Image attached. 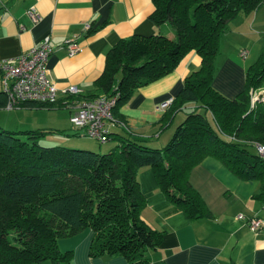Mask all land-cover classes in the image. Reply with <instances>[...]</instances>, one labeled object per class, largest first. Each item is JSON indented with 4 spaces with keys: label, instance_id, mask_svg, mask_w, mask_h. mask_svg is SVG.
<instances>
[{
    "label": "trees",
    "instance_id": "16d2710c",
    "mask_svg": "<svg viewBox=\"0 0 264 264\" xmlns=\"http://www.w3.org/2000/svg\"><path fill=\"white\" fill-rule=\"evenodd\" d=\"M151 2L150 19L158 27L169 23L173 34H133L119 40L106 54L95 90L75 98L115 97V119L137 88L168 74L194 52L201 63L184 78L161 126L178 112L183 119L160 148L116 136V144L105 152L40 144L48 133L59 131L0 127V264H69L72 252L61 251L57 240L85 228L93 231L91 256L120 255L127 264H150L163 231L140 216L145 205L137 179L141 168L153 171L171 203L167 213L182 211L193 220L211 215L189 181L191 169L205 157L219 160L241 179L259 180L264 197V160L250 150L255 142H264V101L251 105L249 95L250 89L264 88V54L248 66L243 90L235 97L212 85L228 23L264 0ZM95 31L90 28L86 34ZM7 102L0 91V108ZM113 134L108 133V140Z\"/></svg>",
    "mask_w": 264,
    "mask_h": 264
},
{
    "label": "crops",
    "instance_id": "0c3cea01",
    "mask_svg": "<svg viewBox=\"0 0 264 264\" xmlns=\"http://www.w3.org/2000/svg\"><path fill=\"white\" fill-rule=\"evenodd\" d=\"M29 9L39 15L37 22L27 14ZM153 10L151 0H0V60L16 58L49 35L53 51L46 63L48 77L59 89L75 86L83 95L95 90L94 82L104 69L106 54L119 40L133 34H173L167 23L159 27L153 23L149 17ZM86 22L96 29L91 35L83 29ZM71 39L81 46L73 55L67 49ZM261 54L264 4L228 23L220 40L213 87L226 97H235L243 90L248 66ZM200 63L199 55L190 52L174 70L137 88L108 124L114 139L99 148H112L116 136L139 138L155 148L165 145L176 127L174 123L181 118L176 120L178 112L162 127L166 111L157 110L156 105L173 100L184 78ZM66 99L67 95L60 94L57 104L50 107L0 108V127L11 131H63L48 133L49 140L66 146H86L83 136L76 137L80 136L79 129L70 122L72 110L65 105ZM73 140L75 143H66ZM137 179L145 199L140 216L153 229L163 231L150 264H264V229L254 234L245 220L237 218L239 214H257L264 220L259 180L241 179L219 160L205 157L191 169L189 181L211 215L193 220L182 211L167 213L171 203L150 168H141ZM92 237L93 231L85 228L59 238L57 245L61 251L72 252L69 264H127L120 255L91 256Z\"/></svg>",
    "mask_w": 264,
    "mask_h": 264
},
{
    "label": "built area",
    "instance_id": "2783aa9c",
    "mask_svg": "<svg viewBox=\"0 0 264 264\" xmlns=\"http://www.w3.org/2000/svg\"><path fill=\"white\" fill-rule=\"evenodd\" d=\"M27 14L33 22L39 20V15L34 9H29ZM90 28L91 25L88 22L83 25L86 32ZM67 47L70 55L81 50V46L74 39L67 42ZM52 51L50 36L45 35L38 45L19 54L16 58L0 60V82L8 99L6 108L20 107L25 103L54 106L60 94L67 95L65 105L72 110L71 124L76 128L84 129L88 137L101 143L106 142L109 133L108 124L115 120L111 110L115 97L100 95L94 99L82 100L75 98L81 92L75 86L59 89L47 74L46 63ZM254 93L257 94L256 91ZM261 99H264V92H259L253 102ZM171 102L172 99L163 101L156 105V109L166 110ZM254 148L264 160V142H255ZM237 218L245 220L249 230L254 234L264 229V220L257 214L249 217L239 214Z\"/></svg>",
    "mask_w": 264,
    "mask_h": 264
},
{
    "label": "rangeland",
    "instance_id": "374dc122",
    "mask_svg": "<svg viewBox=\"0 0 264 264\" xmlns=\"http://www.w3.org/2000/svg\"><path fill=\"white\" fill-rule=\"evenodd\" d=\"M168 24V26H171L169 23H167ZM171 28H172V26H171ZM256 91V93L258 94L259 92H264V88H260V89H250L249 90V95H250V104L252 105V104H254L255 102H257V101H254L253 102V100L255 99V97L257 98V94H255L254 92ZM261 100H264V99H261ZM260 100V101H261ZM185 111H188L187 109L185 110ZM183 117H184V113L183 112H179L178 113V115H177V118H176V120H178L179 121V118H181V120L183 119ZM177 123H179V122H177L176 121V124ZM176 124L174 123V127L176 126ZM72 127V126H71ZM173 130H174V128H173ZM79 131V134H80V136H76L77 137V139L79 138V137H81V136H83V138L84 139H82L83 140V143L85 142L86 143V146H82V147H84V148H82V149H88V150H92V151H97V152H99V151H103V152H105L106 151V149L104 148V147H102V148H99L100 147V145H107L108 143L107 142H98V141H96V140H94V139H92V138H90V137H88L86 134H85V132H84V129H79L78 130ZM51 136H49V135H47L44 139H42L41 140V145H45V146H51V145H56V143L57 142H55V141H51V140H49V138H50ZM74 142V140L73 141H70V142H66V143H73ZM75 143V142H74ZM67 145V144H66ZM70 145H72V144H70ZM67 147H72V148H77L78 146H67ZM79 148V147H78ZM250 150L252 151V152H256L255 150V148L253 147H250Z\"/></svg>",
    "mask_w": 264,
    "mask_h": 264
}]
</instances>
